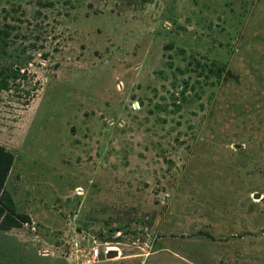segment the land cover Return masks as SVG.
<instances>
[{"label":"rangeland","instance_id":"rangeland-1","mask_svg":"<svg viewBox=\"0 0 264 264\" xmlns=\"http://www.w3.org/2000/svg\"><path fill=\"white\" fill-rule=\"evenodd\" d=\"M0 145V264H264V0H0Z\"/></svg>","mask_w":264,"mask_h":264},{"label":"trees","instance_id":"trees-1","mask_svg":"<svg viewBox=\"0 0 264 264\" xmlns=\"http://www.w3.org/2000/svg\"><path fill=\"white\" fill-rule=\"evenodd\" d=\"M15 163V156L0 145V230L9 231L31 223L28 214L18 213L17 206L5 186Z\"/></svg>","mask_w":264,"mask_h":264},{"label":"built area","instance_id":"built-area-1","mask_svg":"<svg viewBox=\"0 0 264 264\" xmlns=\"http://www.w3.org/2000/svg\"><path fill=\"white\" fill-rule=\"evenodd\" d=\"M101 241L94 239L92 246H80L76 245L77 252H81V257L77 260L76 264H97L101 261L102 253L100 251ZM104 244V243H103ZM108 244V243H106ZM114 253L113 248L107 247L104 251L105 257L110 256Z\"/></svg>","mask_w":264,"mask_h":264},{"label":"water","instance_id":"water-1","mask_svg":"<svg viewBox=\"0 0 264 264\" xmlns=\"http://www.w3.org/2000/svg\"><path fill=\"white\" fill-rule=\"evenodd\" d=\"M111 255H114V256H116V253H112Z\"/></svg>","mask_w":264,"mask_h":264},{"label":"crops","instance_id":"crops-1","mask_svg":"<svg viewBox=\"0 0 264 264\" xmlns=\"http://www.w3.org/2000/svg\"><path fill=\"white\" fill-rule=\"evenodd\" d=\"M101 262H102V261H100V263H99V264H102V263H103V262H102V263H101ZM104 262H105V261H104Z\"/></svg>","mask_w":264,"mask_h":264}]
</instances>
